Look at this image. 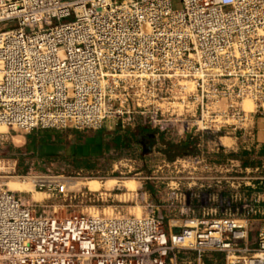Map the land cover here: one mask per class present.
Wrapping results in <instances>:
<instances>
[{
    "label": "built area",
    "instance_id": "obj_1",
    "mask_svg": "<svg viewBox=\"0 0 264 264\" xmlns=\"http://www.w3.org/2000/svg\"><path fill=\"white\" fill-rule=\"evenodd\" d=\"M260 117L264 0H0V125L91 132L139 122L160 137L216 141L248 140ZM205 153L162 160L154 175L133 172L166 189L182 222L176 229L142 183L127 189L144 206L140 215L65 217L38 213L0 186V264H202L220 252L226 264H264V229L253 217L264 214L254 206L264 190L239 213L192 215L182 180H252L234 160ZM34 178V187L70 202L102 199L89 185L70 188L69 178Z\"/></svg>",
    "mask_w": 264,
    "mask_h": 264
},
{
    "label": "rangeland",
    "instance_id": "obj_2",
    "mask_svg": "<svg viewBox=\"0 0 264 264\" xmlns=\"http://www.w3.org/2000/svg\"><path fill=\"white\" fill-rule=\"evenodd\" d=\"M247 106H250L248 102ZM97 131L84 132L79 137L70 136L61 130L34 129L26 132L0 125V186L14 191L25 204L32 206L38 213L44 212L58 217L78 213H112L113 211L126 214L132 212L140 215V208L127 199L130 196L127 189L131 192L138 188L139 183H142L144 189V186L148 188L152 183L149 180L140 182L141 180L133 178V172L141 171L142 176L154 175L157 164L163 159H169L175 155L168 150V144L173 141L172 138L159 137L157 141L153 139L154 135L152 140L124 138L125 140L133 139V142L138 143L139 147L136 151L131 150L130 153L121 155L117 149L113 150V145L118 140L113 136H105L106 152H96L94 149L98 144V136L94 133L96 134ZM29 135L30 137H28ZM66 140L92 144V147L91 149L80 148L82 152L77 156L68 155L64 151ZM195 153H198L197 150ZM205 155L210 159L218 158L208 151ZM82 158L89 162L97 160L102 165L95 169H80L78 165L81 164ZM129 169H131V173H127ZM121 171L123 178L119 177ZM48 175L71 179L73 185L71 184L72 186L69 187L75 190L84 191L89 185L91 189L102 193L100 195L102 199L95 204L70 202L57 192L39 190L34 187V177ZM97 175L103 177L102 181L93 178ZM244 181L247 180L241 181L242 185L239 187L229 183L222 186L220 191L224 192L225 197L217 208V215H223L230 211L239 213L243 206L252 202L251 196L246 195L248 191L244 188L248 185H244ZM220 191L218 187H215V190L211 192L215 195V201H218L217 195ZM236 193H239V198L235 197ZM133 206L137 207L134 209ZM115 208L117 209L112 210ZM192 255L191 257H193ZM209 257L213 258L210 264H226L223 252L208 254L202 260V264H207Z\"/></svg>",
    "mask_w": 264,
    "mask_h": 264
},
{
    "label": "crops",
    "instance_id": "obj_3",
    "mask_svg": "<svg viewBox=\"0 0 264 264\" xmlns=\"http://www.w3.org/2000/svg\"><path fill=\"white\" fill-rule=\"evenodd\" d=\"M140 129H146L145 125L141 123H137L131 130H121L119 127L116 128L111 124H107L104 128L97 131L94 135L98 136V144L95 147L96 152H106V139L105 136H113L116 139V144L113 145V150L117 149L121 155H125L127 152H131V150L136 151L139 147L138 143L133 142L134 140H128L124 138H132L136 140L137 138H142L139 136ZM44 130H60V129H44ZM70 136H81L84 132L78 131L75 129L61 130ZM30 137V135L28 136ZM78 137V138H79ZM160 136L154 135V140H158ZM185 136L173 137V142H179L185 139ZM91 139V138H90ZM191 140H195V146L197 152H212L218 158H214L212 160L217 161H228L234 160L235 164L239 166V175L243 176L246 172L251 171V182L245 181L244 185H248L244 189L248 191L247 196H252L257 191H263L264 186L261 184L262 180L260 178H264V117H260L257 119L256 126L254 129V136H249L246 140L244 137L240 136L239 138L233 137H222L216 141H207L203 138L198 137H190ZM216 144L220 147L216 149ZM92 144H85L79 141H71L66 140L64 151L68 155H79L82 152L80 148H90ZM58 146V145H55ZM208 146V147H207ZM207 149V150H206ZM92 151V150H91ZM101 152V153H102ZM177 156L172 158H165L163 160L172 161ZM100 162L97 160L89 162L87 159L82 158L81 164H79L80 169L87 168H98L101 166ZM239 183V182H238ZM249 183L251 185H249ZM226 183H216L215 181H204L196 182L193 180L185 179L181 181V190L185 193V197L187 198L191 208L192 215L196 217H201L205 215L207 212H215L217 211L218 206H220L223 200L224 192H221L220 189L222 186H225ZM141 184H138V188ZM215 187H218V201H215L214 193H211L215 190ZM149 192H151V199L155 204L160 206V212L163 216L166 224H169L173 229L181 226L182 222L179 219V213L177 210H171L167 207L169 198L167 197V191L163 187H159L158 189L152 187H145ZM253 204V203H252ZM256 208H263L264 204H255ZM137 206H133L135 209ZM141 210V214L144 212V206H138ZM132 213V212H131ZM136 214V213H132ZM137 215V214H136ZM264 214L258 213L253 215L255 221L254 226L255 229L262 227L264 229ZM212 259V260H211ZM213 261V258L209 257L207 260V264H210ZM204 264V263H203Z\"/></svg>",
    "mask_w": 264,
    "mask_h": 264
},
{
    "label": "trees",
    "instance_id": "obj_4",
    "mask_svg": "<svg viewBox=\"0 0 264 264\" xmlns=\"http://www.w3.org/2000/svg\"><path fill=\"white\" fill-rule=\"evenodd\" d=\"M153 132L147 128L146 129H140L139 136L142 138H148L149 140H152L151 134ZM168 150L173 152L174 156H183L191 153H195L196 146H195V140H191L190 136H187L185 139L179 141V142H173L171 141L168 144ZM173 156V157H174Z\"/></svg>",
    "mask_w": 264,
    "mask_h": 264
},
{
    "label": "water",
    "instance_id": "obj_5",
    "mask_svg": "<svg viewBox=\"0 0 264 264\" xmlns=\"http://www.w3.org/2000/svg\"><path fill=\"white\" fill-rule=\"evenodd\" d=\"M151 136H153V134H151Z\"/></svg>",
    "mask_w": 264,
    "mask_h": 264
}]
</instances>
